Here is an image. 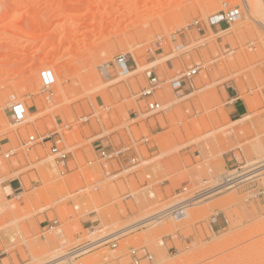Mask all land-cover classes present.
<instances>
[{
    "label": "rangeland",
    "instance_id": "obj_1",
    "mask_svg": "<svg viewBox=\"0 0 264 264\" xmlns=\"http://www.w3.org/2000/svg\"><path fill=\"white\" fill-rule=\"evenodd\" d=\"M224 4L239 8L240 19L210 27ZM258 34L241 0H0V77L7 78L0 83V151H18L0 164V233L16 236L22 256L16 264L65 256L70 262L57 264H134L130 249L143 246L153 255L150 264H264V198L248 200L247 186L204 201L180 222L168 219L91 252H74L167 207L183 186L229 173L238 166L234 158L264 163ZM119 56L133 65L127 76L111 68ZM196 66L201 70L179 98L172 80ZM148 68L162 82L154 99L163 112L156 115L142 97ZM47 71L54 78L50 91L44 90ZM228 91L247 104L239 121L225 108ZM16 102L31 113L14 127L8 107ZM60 130L71 151L64 166L50 156L49 144L23 150L30 136ZM119 137L124 144L151 143L139 148L141 165L133 174L107 178L88 163L95 144L108 138L106 146L111 140L122 146ZM22 175L26 190L14 194L4 183ZM147 175L156 182L151 199L141 191ZM256 186L264 190V171ZM215 211L222 219L214 232ZM54 220L59 228L41 231L40 223Z\"/></svg>",
    "mask_w": 264,
    "mask_h": 264
},
{
    "label": "built area",
    "instance_id": "obj_2",
    "mask_svg": "<svg viewBox=\"0 0 264 264\" xmlns=\"http://www.w3.org/2000/svg\"><path fill=\"white\" fill-rule=\"evenodd\" d=\"M224 7L225 11L209 19L208 23L210 27L216 28L222 25H231L240 19L241 12L239 8L229 6L228 4H224ZM195 25L200 26L199 22H196ZM111 68H114L120 76H127L132 73L133 65L130 64V61L126 59L125 56H119ZM101 69L105 76H111L108 67H102ZM200 70V66H196V68L182 74L181 77L172 80L171 84L176 91V96L179 98L184 96L183 82L190 83L191 80L198 75ZM145 72L147 76V87L143 90L142 97L148 100L147 112L151 115H156L163 112L162 106H160V104H158L154 99V95L156 91L160 89L162 82L159 80L153 69L148 68ZM43 83L45 86L44 90L50 91L49 89L54 83V78L51 72L47 71L43 73ZM30 108L19 102L11 104L8 107L11 124L14 126L26 124ZM85 121H87V119H85ZM150 143L151 141L149 139L140 138L139 140L130 139L128 144L118 147L104 146L103 144L96 145L94 148L95 160L90 161L88 164L90 166L98 165L104 172V176L107 178H118V176L123 172L133 174L141 165L139 148L147 146ZM42 144L50 145V156L54 158V161L57 164H63L62 166H64V164L69 160L71 151H69L64 144L61 130L45 135L35 134L30 136L28 140L22 144V148L24 151L29 152L35 146ZM17 153L18 151L14 150H9L7 152L0 151V164L9 161L17 155ZM234 161L238 166H235L236 168L229 173L220 174L211 180H203L194 187L183 186L174 192V201L167 207L156 210V212L146 216L134 224H131L123 230L117 231L94 242L83 243L82 245H79L77 247V251L74 252H79V255L91 252L102 245L118 241L127 233L154 228L168 219L180 222L187 217L190 209L226 191L247 186V192L250 193L248 200L264 198V190L260 189V191L256 192L259 190L256 186V182L257 179L260 178L261 173L264 171V163L248 166L247 164L238 163L236 158H234ZM114 165L118 168V170L112 169ZM260 169L261 171H259ZM154 187H156V182L152 179L151 175H147L145 182L141 186V191H143L151 199L155 196L153 190ZM126 199L132 200V195H127ZM221 219V212L215 211L209 220L210 230L215 232V230L220 226ZM60 225L61 222L59 220L51 221L45 227L44 233L52 232L59 228ZM117 246L118 243H114L111 247L115 249ZM130 255L134 264H143V262L150 264L154 261L153 255L145 246L140 248H131Z\"/></svg>",
    "mask_w": 264,
    "mask_h": 264
},
{
    "label": "crops",
    "instance_id": "obj_3",
    "mask_svg": "<svg viewBox=\"0 0 264 264\" xmlns=\"http://www.w3.org/2000/svg\"><path fill=\"white\" fill-rule=\"evenodd\" d=\"M188 82H183V90H187L188 88ZM225 101V108L229 114L230 120L231 121H239L241 120L244 116L247 115L248 113V108L245 100L240 96V94L237 91H228L227 92V99ZM31 113V111H30ZM153 132V131H152ZM104 139V138H103ZM102 141L95 144L96 145H105V141L108 140V138H105V141ZM101 140V139H99ZM108 146L114 147L111 142L107 141ZM119 142L121 144H124V141L122 138L119 137ZM224 161L226 163L227 167H232L233 165H230V159L229 158H224ZM28 178L29 174H25ZM24 175L19 176L15 179L7 181L6 188H10L12 192L18 193L21 190H26V186L24 183ZM170 184H168L166 187H168ZM163 194H165L164 190H162ZM23 194V193H20ZM49 221H45L43 223H40V229L42 232H44L45 227L48 225ZM17 238L14 235H8L6 233H0V264H5V260L8 261L9 264H16V262H21L22 256H21V250L19 244H17ZM23 249L25 247L23 246Z\"/></svg>",
    "mask_w": 264,
    "mask_h": 264
},
{
    "label": "bare ground",
    "instance_id": "obj_4",
    "mask_svg": "<svg viewBox=\"0 0 264 264\" xmlns=\"http://www.w3.org/2000/svg\"><path fill=\"white\" fill-rule=\"evenodd\" d=\"M241 1H242V6H243L245 12L247 13L249 20L252 23L257 24L258 30L261 32V34H258V36H259L260 42H261V50L264 51V0H241ZM169 2L170 1H165L164 4H168ZM213 2L214 1H212V3ZM6 80H7V78L1 79V77H0V83L5 82ZM12 126H14V125H12ZM14 127H16V126H14ZM95 232H97V231H95ZM149 240L150 239H147V242H149ZM142 241H144V240H142ZM110 255L112 257L114 254H110ZM62 260H67L70 262L69 257L65 256L63 258L53 260L52 262H50L48 264H57V263L61 262Z\"/></svg>",
    "mask_w": 264,
    "mask_h": 264
}]
</instances>
